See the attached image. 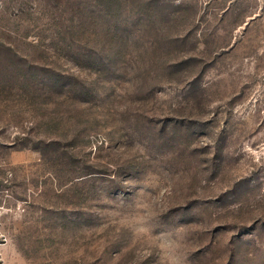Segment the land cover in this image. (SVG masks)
I'll return each mask as SVG.
<instances>
[{"label": "rangeland", "instance_id": "obj_1", "mask_svg": "<svg viewBox=\"0 0 264 264\" xmlns=\"http://www.w3.org/2000/svg\"><path fill=\"white\" fill-rule=\"evenodd\" d=\"M0 264H264V0H0Z\"/></svg>", "mask_w": 264, "mask_h": 264}]
</instances>
